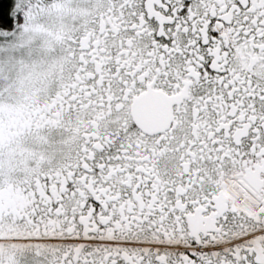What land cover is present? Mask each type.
Listing matches in <instances>:
<instances>
[{"label":"snow or ice","instance_id":"6c2138e0","mask_svg":"<svg viewBox=\"0 0 264 264\" xmlns=\"http://www.w3.org/2000/svg\"><path fill=\"white\" fill-rule=\"evenodd\" d=\"M0 264H264V0H0Z\"/></svg>","mask_w":264,"mask_h":264}]
</instances>
